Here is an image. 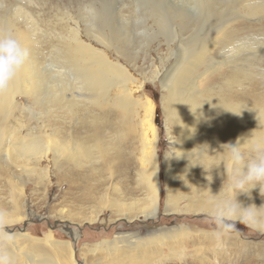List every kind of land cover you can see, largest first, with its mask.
Wrapping results in <instances>:
<instances>
[{
	"label": "bare ground",
	"instance_id": "6f19581e",
	"mask_svg": "<svg viewBox=\"0 0 264 264\" xmlns=\"http://www.w3.org/2000/svg\"><path fill=\"white\" fill-rule=\"evenodd\" d=\"M191 1L189 11L207 16L203 25L214 24L221 19L224 10L221 14L216 10L215 0ZM231 2L234 8L245 4L254 14H264V0ZM148 3L149 0L145 4ZM157 4H151V14L161 30L168 31V28L171 29L170 21L162 6ZM181 14L179 12L173 19H182L184 15ZM257 19L261 21L258 16ZM92 23L85 31L76 26L69 30L68 36L60 34L61 37L56 38L59 42L57 46L51 40V50L52 47L54 50L47 61L48 57L37 39V29L33 34L23 35L15 23L0 18V30L11 32L14 28L13 35L29 53L15 80L7 90L0 91V178L4 176L8 184V196L4 198L0 195V254L9 258V264H51L50 250L60 257L58 246L65 247L69 252L71 264H78L75 247L70 242H55L51 234L38 239L27 233L12 235L6 230L24 221L22 210L27 206L24 201L30 176L38 172L42 176L39 182H49L50 172L41 169L40 165L50 156L54 166L59 170L64 168L63 173L70 176L65 179L68 186L80 189L82 195L86 194V201L96 203L105 210L110 209L114 216L128 220H155L159 217L161 183L155 104L150 98L134 100L131 86H137L138 80L128 69L129 65L134 67L139 52L130 57L127 51L116 46L118 39L105 34L102 27ZM190 23L179 25V33L189 35L184 42L179 39L183 55L178 58L177 69L172 75L171 71L168 72L169 78L160 79L167 93L164 112L179 140L178 154L181 155L176 164L166 166L168 198L165 212L169 216L179 213L209 214V202L220 192L211 185L216 181L209 176H217L218 181L223 182L226 170L221 161L224 159L223 149L228 147L226 144L235 145L238 139L242 144L250 136L264 139L263 23L259 29L263 30L262 33L238 38L235 35L244 31L245 27L235 30L231 24L224 22L216 28L209 26L207 31L201 27L197 32L198 28H191ZM230 36L233 40L228 44ZM166 38L169 40V36ZM147 44L148 48L151 43ZM112 48L121 50L114 59L106 53ZM217 55L219 58L215 59ZM126 57L129 59L128 67L120 62ZM160 61L164 63V59ZM209 62H213L210 70L217 64L231 65L225 74H219L217 80L211 79L202 90L199 82L202 75L196 73L201 65H209ZM160 75L159 71H155L153 77L156 79ZM188 80H191L190 85L183 91L182 87ZM143 87L144 83H141L137 89L142 90ZM18 97L25 98L31 106H20ZM34 107L40 112H35ZM32 120H36L35 129L30 126ZM67 124L69 129L63 130ZM124 137L127 142L133 139L140 144L143 156L137 179L139 186L144 187L140 189L145 194L143 199L134 198L133 192L124 191L120 185L114 184L115 174H122L114 173L111 169L113 162L107 160L113 149H119ZM241 148L246 151V145H241ZM100 163L101 168L97 170L95 167ZM11 168L20 170L26 176L10 173ZM105 173L109 175V186L103 179ZM125 174L126 171L123 176ZM91 177H94V184ZM250 193L255 195L254 201L247 200L243 193L237 194V201L245 207L264 205V201L257 204V199L261 197L259 186ZM184 201L187 204L180 209ZM91 219L95 221L97 218ZM179 230L157 233L134 244L128 242L125 247L119 246L117 241H104L91 250H106L111 262L115 260L111 264H160L167 260L162 254L163 245L170 251L166 255L169 261L182 256V251L177 249L181 237L180 232L177 234ZM211 237V242L217 240L215 234ZM78 240L79 235H76L75 242Z\"/></svg>",
	"mask_w": 264,
	"mask_h": 264
},
{
	"label": "rangeland",
	"instance_id": "374dc122",
	"mask_svg": "<svg viewBox=\"0 0 264 264\" xmlns=\"http://www.w3.org/2000/svg\"><path fill=\"white\" fill-rule=\"evenodd\" d=\"M143 1L148 2V0H0V18L5 21H11L13 24L15 23L23 35L32 33L37 29V39L44 49L45 56L48 57L47 61L50 58L51 51L54 50L53 47L51 50V40L54 46L55 44L57 46L59 42L56 41V38L61 37V35L63 37L68 36L69 30L76 26L85 31L91 22L97 27H102L105 34L112 35L114 39H118L119 42H115L116 46L127 51L130 57L139 52V58L135 62L134 67L128 64V57L121 58L120 62L126 67L129 65L128 69L138 80L137 86H131L134 100L145 101L150 98L155 104V124L159 132L157 150L161 183L159 217L155 220H128L114 216L110 209L105 210L106 208H101L96 203L92 204L86 201V194L82 195L80 189L68 186L65 179L70 176L63 173L64 168L61 170L57 169L54 166L53 157L50 156L48 160H44L40 165L41 169H47L50 172L49 182H39V178H42V176L38 172L30 176L29 181L26 183L27 191L24 201L27 206L22 210V216L24 214L25 217L24 221L6 230H9L12 235L27 233L32 238L38 239L45 238L48 234H51L52 240L55 242H70L75 247V258L78 264H111L113 261L115 263V260L111 262L110 257L106 255V250L93 252L91 249L104 241H117L120 243L119 246L125 247L128 242L134 244L139 240H148L149 237L157 233L161 234L168 231L172 233L174 229L179 228L180 230L177 234L180 232L181 237L178 239L180 240V245L177 249L182 251V256L169 261L166 255L170 251L167 248L165 249L163 245L161 247L162 254L167 260L164 259L160 264H264V234L259 233L257 230L237 222L235 231L221 239L216 238V241L211 242V236L218 231V228L208 213H179L169 216L165 212L168 198L166 166L167 164H176L178 156L181 155L178 154L179 140L173 131L171 121L164 112V100H166L167 93L162 84V80L169 75L168 72L171 71L170 75H172L177 69L179 65L177 63L178 58L183 55L179 39H183L184 42L189 34L179 33L180 24L190 23L191 21V28H198L197 32L201 27L207 31L209 26L216 28L224 22L231 24L232 27H235V30L245 27L244 31L235 35L238 38L262 33L263 30L260 31L259 29H261V23H263L262 27L264 26V14H254L245 4V6L238 5L234 8L232 0H215L216 10L220 14L224 10L221 19L214 22V24L207 23L205 26L203 24L207 20V16L204 13L195 14L193 10L189 11V7L192 6L191 0H149L150 3L148 4ZM151 1L156 4L159 2L157 5L162 6L166 12L170 21L169 27L171 28H168V31L161 30L159 25L156 24L154 16L151 14ZM179 12L180 14L182 12L183 18L173 19V17L179 15ZM202 14L203 16H201ZM257 16L261 19L260 22ZM92 17H96V19ZM145 19L147 20L146 25L144 23ZM11 33H15L14 28ZM42 36L45 37L43 38ZM166 36H169V40H167ZM124 39L128 40V42H125ZM232 40L233 37L230 36L227 43H231ZM148 42L151 44L147 48ZM97 48L100 47L97 46ZM145 48L147 49L143 51ZM119 52L121 50L117 51L115 48L106 51L112 59L116 58ZM217 56L214 58H219V55ZM160 59H164V63H161ZM210 64L209 62V65H201L196 73L198 74L199 72L198 75H202L199 80L202 90L211 79L217 80L219 74H225L231 65L226 63L217 64L214 69L210 70ZM155 71H159V74H161L159 78L155 79L153 77ZM190 81L188 80L184 84L185 86L183 85V91L187 90ZM141 83H144V87L142 90H138L137 87ZM18 103L22 107L31 106L22 97H18ZM34 110L35 112H40L37 107H34ZM70 124L72 127L73 123L70 122ZM30 126L35 129L37 127L36 120H32ZM67 129H69L68 124L65 125L63 130ZM121 141L119 149H113L107 160L109 163L113 162L111 169L114 173L120 172L122 174H115L114 184L120 185L124 191L128 192L130 190L131 193L133 192L134 198L143 199L145 194L140 189L144 187L139 186L137 179V173L142 167L143 156L140 152V144L133 139L127 142L126 137L122 138ZM117 156L120 157L117 158ZM176 158L177 160H175ZM100 165L101 163L96 165L97 167L95 168L97 170L100 169ZM125 171L126 176H123ZM10 173H14L19 177L26 176V174H22L20 170H15V168H11ZM105 174L103 179L106 186H109V175ZM209 177L211 180L213 179L212 181H216L211 185L221 190L223 182L220 183L217 176ZM209 177L205 176V178ZM93 178L91 177V180ZM193 179L195 180L196 178L193 177ZM119 180L120 182H118ZM92 182V184L95 183L94 180ZM137 188L139 189L137 190ZM0 191L2 197L6 198L8 196V184L7 182L5 183L4 176L0 178ZM224 193L229 195V193H226V189ZM242 195L247 200H255L253 193H250V195L243 193ZM263 201L264 196H261L257 199V204L259 205ZM186 204L184 201L180 205V209H184ZM94 213L97 215L95 216ZM94 217L97 219L91 221V218ZM76 235H79L77 242H75ZM45 248L47 247L45 246ZM57 248L61 252L60 257L50 250L51 264H71L69 252L65 250V247L58 246Z\"/></svg>",
	"mask_w": 264,
	"mask_h": 264
},
{
	"label": "clouds",
	"instance_id": "9594fccd",
	"mask_svg": "<svg viewBox=\"0 0 264 264\" xmlns=\"http://www.w3.org/2000/svg\"><path fill=\"white\" fill-rule=\"evenodd\" d=\"M28 55V50L16 36L0 30V91L8 89ZM226 145L228 147L223 149L224 159L221 161L226 170L225 178L220 192L209 202V215L218 228L215 236L221 239L235 231L237 222L264 232V205L245 207L236 198L239 193L250 195L257 186L261 196H264V139L250 136L242 144L238 139L235 145ZM241 145H246V151ZM225 189L231 195H221ZM0 264H9V258L0 254Z\"/></svg>",
	"mask_w": 264,
	"mask_h": 264
}]
</instances>
